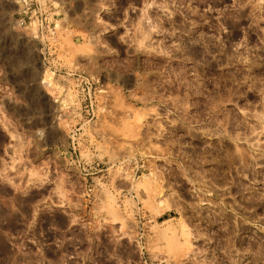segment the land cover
I'll return each instance as SVG.
<instances>
[{
  "label": "rangeland",
  "instance_id": "1",
  "mask_svg": "<svg viewBox=\"0 0 264 264\" xmlns=\"http://www.w3.org/2000/svg\"><path fill=\"white\" fill-rule=\"evenodd\" d=\"M0 264H264V0H0Z\"/></svg>",
  "mask_w": 264,
  "mask_h": 264
},
{
  "label": "bare ground",
  "instance_id": "2",
  "mask_svg": "<svg viewBox=\"0 0 264 264\" xmlns=\"http://www.w3.org/2000/svg\"><path fill=\"white\" fill-rule=\"evenodd\" d=\"M185 229V228H184Z\"/></svg>",
  "mask_w": 264,
  "mask_h": 264
}]
</instances>
